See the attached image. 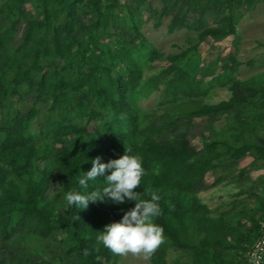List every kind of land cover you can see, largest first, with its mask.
I'll return each mask as SVG.
<instances>
[{"label":"trees","instance_id":"16d2710c","mask_svg":"<svg viewBox=\"0 0 264 264\" xmlns=\"http://www.w3.org/2000/svg\"><path fill=\"white\" fill-rule=\"evenodd\" d=\"M248 1L221 0L214 26L202 29L195 44L234 37L233 11ZM178 4L170 8L168 31L191 26ZM136 16V6L119 0H0V264H41L25 244L55 243V233L62 234L57 248L65 264H100L83 250L135 202L105 198L82 210L65 197L107 187L105 176L89 180L87 189L78 181L96 157L107 163L126 149L143 159L140 199L160 197L155 223L166 243L149 264H166L168 250L184 256L173 264H245L264 223V176L251 181L237 163L249 157L264 172V72L230 81L228 99L204 103L194 68L180 65L196 54L193 44L162 57L167 66L143 82L161 55L141 40ZM234 59H219L221 71H234ZM150 90L164 97L154 121L135 100ZM27 100L28 107L16 108ZM227 117L230 131L216 138L206 125ZM196 137L203 140L199 149L191 144ZM208 173H218L210 184ZM227 176L239 188L234 197L253 204L232 202L213 215L198 195ZM98 254L102 264L119 257L102 245Z\"/></svg>","mask_w":264,"mask_h":264},{"label":"rangeland","instance_id":"374dc122","mask_svg":"<svg viewBox=\"0 0 264 264\" xmlns=\"http://www.w3.org/2000/svg\"><path fill=\"white\" fill-rule=\"evenodd\" d=\"M126 2L129 9L136 6V24L141 34V40L152 47L158 55H161L151 63L152 69L143 72V82L149 76L155 75L161 68L167 66V62L162 58L168 54H177L186 50L197 40L198 33L215 24L219 14L218 9L221 0H119ZM173 1H176L174 6ZM185 11V21L191 24L190 27H181L168 31L170 18L174 12L171 9L179 8ZM165 6V7H164ZM203 8L205 10L203 11ZM26 9H30L26 6ZM180 11V15L182 13ZM32 12V11H30ZM125 14V10H122ZM235 36H229L220 41H212L205 38L196 43V54H188L185 60L180 61V65L187 68H194V76L201 80V100L204 103L214 104L229 97L228 86L230 81L251 80L264 72V2L262 0H249L233 11ZM201 19L199 24L196 20ZM228 54L235 56V69L232 72L221 71L219 59ZM137 105L147 114L150 121H154L159 115L164 104V97L155 90L147 91L136 97ZM30 105V100L18 102L17 109L26 108ZM44 119L43 113L31 124V129L37 131ZM196 124H206L204 120H195ZM231 118H221L211 125H206L215 134L216 138L225 137L230 131ZM205 126V125H204ZM227 132V133H226ZM206 135L205 131L203 132ZM262 136V134H261ZM203 141V140H202ZM201 139L193 138L191 144L199 149L202 146ZM41 167V162L37 163ZM238 169H243L251 181L264 176L263 169L258 168V162H254L249 157L238 161ZM218 173L206 174L205 183L210 184ZM210 187L199 193V198L213 215L226 211L231 207L232 202L247 203L245 196L234 197L238 192L237 185L231 184L229 179ZM246 184L240 187L245 189ZM236 199V200H235ZM246 200V201H245ZM55 243L45 244L33 243L27 240L25 247L36 252L43 260L41 264H65L58 250L57 242L62 238L61 233H55ZM29 239V238H28ZM184 260V256L178 252L168 250L166 253V264H173V260ZM116 264H149V259L142 257H118Z\"/></svg>","mask_w":264,"mask_h":264},{"label":"clouds","instance_id":"9594fccd","mask_svg":"<svg viewBox=\"0 0 264 264\" xmlns=\"http://www.w3.org/2000/svg\"><path fill=\"white\" fill-rule=\"evenodd\" d=\"M130 152L131 149H126L125 155L107 163H102L101 157H96L92 161L91 169L78 181L82 188L87 189L89 180L105 176L107 187L88 194L72 190L65 197L68 205L82 210L87 209L90 202H104L105 198L115 204L135 202V207L126 211L119 222L105 225L104 230L96 237L93 248L83 250L85 258L96 254L95 260L100 264L103 261V257L98 254L101 245L113 255H131L148 260L166 243L163 227L155 223V219L162 215L158 203L160 197L152 193L150 199H140V193L136 189L141 186L145 175L143 159L138 154L130 155ZM109 171L111 174L106 175ZM75 219L80 217L77 215Z\"/></svg>","mask_w":264,"mask_h":264},{"label":"built area","instance_id":"2783aa9c","mask_svg":"<svg viewBox=\"0 0 264 264\" xmlns=\"http://www.w3.org/2000/svg\"><path fill=\"white\" fill-rule=\"evenodd\" d=\"M264 263V223L260 228V235L251 245L245 255V264H263Z\"/></svg>","mask_w":264,"mask_h":264}]
</instances>
